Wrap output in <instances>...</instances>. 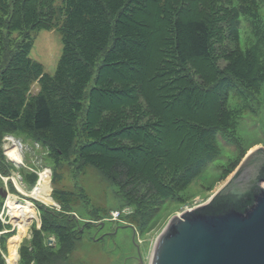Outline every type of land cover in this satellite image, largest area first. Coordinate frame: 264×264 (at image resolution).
<instances>
[{"label":"trees","instance_id":"1","mask_svg":"<svg viewBox=\"0 0 264 264\" xmlns=\"http://www.w3.org/2000/svg\"><path fill=\"white\" fill-rule=\"evenodd\" d=\"M263 1L0 0V171L11 174L2 148L7 134L37 142L48 151L54 181L66 164L92 167L133 207L140 232L152 231L168 203L191 199L188 187L221 155L219 136L240 145V118L262 103L255 94L264 88ZM54 28L63 48L49 74L30 56L31 33ZM231 91L244 103L230 107ZM172 132L188 144V156L157 148ZM247 149L219 166L217 181ZM24 175L29 183L38 177ZM38 208L41 227L20 248L19 264H63L80 223L63 202L61 210Z\"/></svg>","mask_w":264,"mask_h":264},{"label":"rangeland","instance_id":"2","mask_svg":"<svg viewBox=\"0 0 264 264\" xmlns=\"http://www.w3.org/2000/svg\"><path fill=\"white\" fill-rule=\"evenodd\" d=\"M262 12L264 14V1ZM156 24L155 28H157ZM241 28V44L245 46L246 35L249 29H247L244 20H242ZM31 36L33 38V47L30 56L43 64L45 72L49 74L54 73L63 48L61 32L57 28L41 29L32 31ZM156 37L157 36L153 37V41L157 39ZM220 64L222 67L225 65L223 61H221ZM38 91L39 85L36 82L32 87V93ZM234 92L235 91H231L230 93V107H236L240 102L244 103V99L242 97H240V99L239 97L236 98ZM213 95L215 94L211 93L209 96H206L207 102H203L205 104H203L204 107L209 106V102H211ZM255 97L256 100L262 102L258 110L254 113H244L239 120L238 133L241 139V146L230 142L226 136H219L218 143L221 149V155L214 161L208 163L205 166L203 174L196 178L188 187L187 194L191 196V199L189 198L185 204L168 203L164 210V219L160 221L152 231L145 234L140 233V235L136 234L137 243L133 240L134 225L128 223V217L126 218L127 222L108 219L110 212L124 203L116 195V187L105 181L97 170L92 167H85L78 171L75 166L66 164L60 169L59 177L54 181L53 171L50 166L51 160L45 148L41 145L30 143L23 138L14 136L13 139L22 156V161L17 163L7 154L5 145H7L9 141L3 138L2 148L6 156V162L11 168V174L4 175L0 171V187L8 188L10 194L15 195L21 204L30 201L35 210V216L21 231V238L18 245L19 257L16 264L20 262V248L25 240L32 237L34 228L41 227V210L38 208V203L54 207V204H51L54 203V201L60 205L55 206L58 210H61V202H63L70 206V213L79 216L80 235L78 236L74 248L68 254L63 264H140L138 259L139 251L141 256H143L144 264H149L157 237L169 220L174 215L179 214L187 206L191 207L208 202L213 193L221 187H224L225 183L230 179L233 171L226 177L219 178L220 180L217 181V175L221 171L219 166L227 162L228 158L232 157L234 153H239V151L242 153L241 150L252 144L250 149H258L260 147L264 149V88L261 93H256ZM179 103L177 102L175 105L173 104L174 106L172 105L175 113L179 111H175V109H179ZM198 112L196 111L195 113L197 114ZM190 130L191 127L185 126L184 131ZM163 135H166L165 132ZM167 135L168 137L165 141H160L157 148L165 153L179 152L182 156H188L185 152L188 150V144L185 143V141L180 142V136L178 134L176 135L175 132ZM177 136H179V138ZM193 136L194 140H197L199 137L197 130L193 132ZM183 139H185L184 135ZM28 145H31V148H27ZM248 151L250 150H247V152ZM135 156L144 161V155L142 153H137ZM243 156L241 159L244 158ZM29 171L39 172V179L37 178L35 183L26 181L24 172ZM44 171L50 174L51 203H46L31 195L34 187L37 186L40 180V173ZM261 184L264 185V181H262ZM209 186L212 187L207 188ZM0 200H3L0 209V219L4 225L3 230H0V250L5 258V263L9 264L7 259L10 255L9 241L11 237L19 233V226L15 218L10 214L8 197L2 198L0 196ZM97 216L105 218V223L100 228L95 225L84 224L89 220L95 222L101 221L102 218H98ZM96 218H98V220H96ZM3 235H6L4 242L1 241ZM50 237L52 241L49 244L55 245V236L52 235Z\"/></svg>","mask_w":264,"mask_h":264},{"label":"water","instance_id":"3","mask_svg":"<svg viewBox=\"0 0 264 264\" xmlns=\"http://www.w3.org/2000/svg\"><path fill=\"white\" fill-rule=\"evenodd\" d=\"M262 181L260 147L247 154L209 202L171 218L156 241L150 264H264ZM8 193L0 187V195Z\"/></svg>","mask_w":264,"mask_h":264},{"label":"bare ground","instance_id":"4","mask_svg":"<svg viewBox=\"0 0 264 264\" xmlns=\"http://www.w3.org/2000/svg\"><path fill=\"white\" fill-rule=\"evenodd\" d=\"M11 143L6 145L7 154L17 163L22 161V156L20 154V150L16 146V142L14 139H9ZM50 174L48 172L40 173V180L36 187H34L31 195L36 197L46 203H51L52 199L50 198ZM9 199V207L10 214L15 218L18 226L19 233L10 238L9 241V250L10 255L8 256L9 264H16L19 254H18V245L21 238V231L24 229L26 224L30 222V220L35 216V210L32 207V203L30 201L25 204H21L15 195H8Z\"/></svg>","mask_w":264,"mask_h":264}]
</instances>
